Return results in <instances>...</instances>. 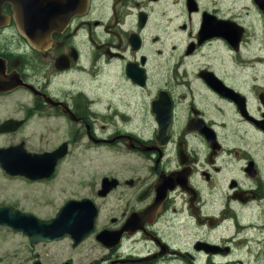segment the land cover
Masks as SVG:
<instances>
[{
  "label": "flooded vegetation",
  "instance_id": "flooded-vegetation-1",
  "mask_svg": "<svg viewBox=\"0 0 264 264\" xmlns=\"http://www.w3.org/2000/svg\"><path fill=\"white\" fill-rule=\"evenodd\" d=\"M39 5L26 21L25 0H0V96L23 98L0 135L61 156L45 177L4 173L24 194L0 207L52 218L59 206L41 209L73 149L126 162L62 202L96 207L84 237L31 242L0 224V264H241L233 246L264 231V0Z\"/></svg>",
  "mask_w": 264,
  "mask_h": 264
},
{
  "label": "water",
  "instance_id": "water-1",
  "mask_svg": "<svg viewBox=\"0 0 264 264\" xmlns=\"http://www.w3.org/2000/svg\"><path fill=\"white\" fill-rule=\"evenodd\" d=\"M25 1L27 8L26 21H31V18H28L30 15H39L44 18L41 13H38L43 6H33L34 12L32 13L29 9V5L35 4L37 0ZM25 36L28 38L27 33H25ZM16 126L17 122L14 120H4L0 123V132L13 130ZM60 156L61 154L58 155L55 151L29 152L20 143L9 145L0 147V168L8 175H21L29 179H36L48 176L53 171L55 162ZM95 215L96 207L89 199H69L48 220H39L30 214L13 210L10 207H0V224H6L14 230L27 233L31 242L45 241L52 238L57 239L64 234H71V232L74 233L75 239L78 240L91 231Z\"/></svg>",
  "mask_w": 264,
  "mask_h": 264
},
{
  "label": "rangeland",
  "instance_id": "rangeland-1",
  "mask_svg": "<svg viewBox=\"0 0 264 264\" xmlns=\"http://www.w3.org/2000/svg\"><path fill=\"white\" fill-rule=\"evenodd\" d=\"M261 66L264 67L263 64H258L256 67H258L259 69L261 68ZM262 74L264 76V70L262 71ZM22 99L23 98L18 94L0 96V122L6 117H9L11 115L15 116L18 114L17 110L19 108V105L22 103L20 102ZM11 136L13 135H0V147H6L9 145V143L11 144ZM16 136L17 135H14V137ZM15 140L16 138H13V141ZM25 147L29 150H39L49 149L51 148V145L28 142L27 144H25ZM77 152L82 154L77 156ZM109 153L110 152L106 151H97L93 148H90L89 150L73 149L72 155L60 161L56 167L57 174L53 189L57 193V204L46 206L44 209H41V211L52 213L54 212V210H56L55 207L60 206L62 202L68 197L72 198L71 196L78 197L80 195L86 194V190L88 188L91 189L92 187V185L90 184H96L98 177L103 169H110L113 168V166L118 165L119 163L123 164L124 162H126L125 158L115 160L109 159L107 157V154ZM87 156L88 158H93L95 156L96 159L86 161L84 160V158ZM99 157H102V159L99 160ZM138 168L140 167L138 166ZM137 172L141 173L139 170H137ZM126 173L134 175V172L127 171ZM4 175V172L0 169V189L2 186H5L9 189V195L6 193L5 189L0 190V199L4 196H9V200L13 201L16 198L22 197L24 192L17 188V186L21 184L19 178L4 179ZM66 182L69 185H66ZM48 183L52 184L54 183V180ZM7 185H9L12 189ZM13 187L15 188L13 189ZM17 205L22 206L25 209H28V206H30V204L25 201H20V203ZM251 211H254V209H252ZM251 217L258 218L255 211L251 212ZM262 218L263 216H261L259 219ZM263 237L264 231L261 234L251 233L247 245H245V243H240L233 246V252L230 256V259L232 258L238 260L241 264H264ZM17 239V236L9 237L10 241L5 242L7 246L6 248H14L15 246H13V244ZM0 247L5 248L4 244Z\"/></svg>",
  "mask_w": 264,
  "mask_h": 264
}]
</instances>
